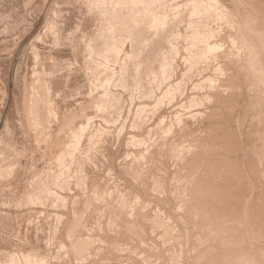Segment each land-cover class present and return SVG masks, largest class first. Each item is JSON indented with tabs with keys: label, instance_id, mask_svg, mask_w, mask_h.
Wrapping results in <instances>:
<instances>
[{
	"label": "rangeland",
	"instance_id": "374dc122",
	"mask_svg": "<svg viewBox=\"0 0 264 264\" xmlns=\"http://www.w3.org/2000/svg\"><path fill=\"white\" fill-rule=\"evenodd\" d=\"M263 75L264 0H0V264H264Z\"/></svg>",
	"mask_w": 264,
	"mask_h": 264
},
{
	"label": "bare ground",
	"instance_id": "6f19581e",
	"mask_svg": "<svg viewBox=\"0 0 264 264\" xmlns=\"http://www.w3.org/2000/svg\"><path fill=\"white\" fill-rule=\"evenodd\" d=\"M104 1H105V0H104ZM136 1H137V0H136ZM91 2H92V1H91ZM102 2H103V1H102ZM108 2H109V1H108ZM127 2H128V1H127ZM210 2H211V1H210ZM82 3H84V2H82ZM92 3H93V2H92ZM113 3H114V2H113ZM96 4H97V3H96ZM88 5H89V4H88ZM88 5H87V6H88ZM129 5H130V4H129ZM131 5H132V4H131ZM133 5H134V4H133ZM90 6H91V5H90ZM105 6H106V5H105ZM117 6H118V5H117ZM117 6L115 5L116 8H117ZM127 6H128V5H127ZM106 7H107V6H106ZM112 7H113V6H112ZM125 7H126V6H125ZM88 8H89V7H88ZM98 8H99V7H98ZM109 8H110V7H109ZM206 8H207V7H206ZM208 8H209V7H208ZM218 9H219V8H218ZM95 10H97V9H95ZM112 11H113V10H112ZM114 11H116V10H114ZM100 12H101V11H100ZM102 12H103V11H102ZM92 13H93V12H92ZM108 13H109V10H108ZM119 13H120V12H119ZM109 14H110V13H109ZM106 16H107V15H106ZM108 16H109V15H108ZM116 16H117V12H116ZM100 22H101V21H100ZM113 22H114V21H113ZM122 22H123V21H122ZM99 24H100V23H99ZM114 24H115V23H114ZM111 25H112V24H111ZM124 25H125V24H124ZM106 26H107V25H106ZM125 26H127V25H125ZM79 27H80V26H79ZM112 27H113V25H112ZM103 31H104V30H103ZM106 31H107V30H106ZM108 31H109V30H108ZM108 31H107V32H108ZM110 31H111V30H110ZM77 32H78V31H77ZM118 32H119V31H118ZM94 34H95V33H94ZM109 34H110V33H109ZM116 34H117V33H116ZM82 35H83V34H82ZM103 35H104V34H103ZM211 35H212V34H211ZM107 36H109V35H107ZM249 36H250V35H249ZM94 37H95V36H94ZM90 38H91V37H90ZM106 41H107V40H106ZM82 42H83V41H82ZM94 42H95V41H94ZM100 42H101V41H100ZM215 43H216V42H215ZM84 44H85V43H84ZM107 44H108V43H107ZM118 44H119V43H118ZM103 45H104V43H103ZM254 45H255V44H254ZM100 46H101V45H100ZM89 47H90V46H89ZM89 47H88V48H89ZM90 48H91V47H90ZM90 48H89V49H90ZM98 48H99V47H98ZM84 49H85V48H84ZM91 49H92V48H91ZM106 50H108V49H106ZM111 50H112V48H111ZM115 50H116V49H115ZM118 50H119V49H118ZM92 51H94V50H92ZM108 51H109V50H108ZM89 52H90V51H89ZM115 52H116V51H115ZM90 53H91V52H90ZM92 53H93V52H92ZM107 53H108V52H107ZM85 54H86V53H85ZM104 55H105V54H103V56H104ZM115 55H116V54H115ZM98 56H99V55H98ZM97 58H98V57H97ZM108 58H109V57H108ZM106 59H107V57H106ZM97 60H98V59H97ZM109 61H110V60H109ZM109 61H108V62H109ZM85 62H86V60H85ZM106 62H107V61H106ZM87 63L89 64V62H87ZM104 63H105V62H104ZM97 66H98V65H97ZM105 66H106V65H105ZM96 68H97V67H96ZM96 68H95V69H96ZM105 68H106V67H105ZM105 68H104V69H105ZM102 70H103V69H102ZM41 72H42V71H41ZM93 72H94V70H93ZM36 73H37V72H36ZM95 73H96V72H95ZM43 74H44V73H43ZM38 75H39V74H38ZM263 76H264V75H263ZM33 77H34V76H33ZM39 78H40V77H39ZM39 78H38V79H39ZM38 79H36V80H38ZM44 79H45V78H44ZM36 80H35V81H36ZM45 84H46V83H45ZM34 85H35V84H34ZM39 85H40V84H39ZM41 85H42V84H41ZM37 86H38V85H37ZM43 86H44V85H43ZM38 87H39V86H38ZM27 88H28V87H27ZM38 89H39V88H38ZM40 89H41V87H40ZM40 89H39V90H40ZM28 90H29V89H28ZM30 90H31V89H30ZM44 90H45V89H44ZM45 91H46V90H45ZM30 92H31V91H30ZM46 92H47V91H46ZM31 93H32V92H31ZM42 93H43V92H42ZM46 95H47V94H46ZM49 97H50V96H49ZM45 98H46V97H45ZM30 99H31V98H30ZM30 99H29V100H30ZM47 99H48V98H47ZM23 100H24V99H23ZM42 100H43V99H42ZM25 101H26V100H25ZM25 101H24V102H25ZM30 103H31V102H30ZM29 105H30V104H29ZM27 106H28V105H27ZM47 107H48V106H47ZM47 107H46V108H47ZM40 109H41V108H40ZM42 117H43V116H42ZM43 119H44V118H43ZM31 124H32V123H31ZM33 128H34V127H33ZM35 130H36V129H35ZM39 131H40V130H39ZM76 132H77V131H76ZM71 141H72V140H71ZM71 145H72V144H71ZM66 147H67V146H66ZM82 248H84V247H82ZM76 249H77V248H76Z\"/></svg>",
	"mask_w": 264,
	"mask_h": 264
}]
</instances>
